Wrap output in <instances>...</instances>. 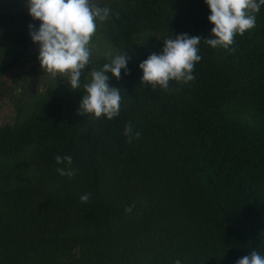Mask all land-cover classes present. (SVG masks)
Here are the masks:
<instances>
[{"label": "trees", "instance_id": "1", "mask_svg": "<svg viewBox=\"0 0 264 264\" xmlns=\"http://www.w3.org/2000/svg\"><path fill=\"white\" fill-rule=\"evenodd\" d=\"M110 9L90 41L91 68L122 95L111 120L81 116L83 86L64 79L17 94L43 70L28 0H0V264H235L264 255V6L230 49L201 40L194 81L141 83L163 40L207 39L205 0H93ZM90 79V77H89ZM139 138L128 142L125 125ZM72 157L73 178L55 156ZM89 194L87 203L80 201ZM134 205L131 213L125 208Z\"/></svg>", "mask_w": 264, "mask_h": 264}, {"label": "clouds", "instance_id": "2", "mask_svg": "<svg viewBox=\"0 0 264 264\" xmlns=\"http://www.w3.org/2000/svg\"><path fill=\"white\" fill-rule=\"evenodd\" d=\"M211 14L208 20L214 25L212 36L202 39L186 33L163 40L160 54H150L139 64L143 75L141 83L169 89L171 81L186 84L194 81L195 64L202 57L198 54L201 40L213 48L230 49L234 37L243 35L256 26V13L264 6V0H205ZM27 7L33 20L40 21L37 28L29 25V35L39 45L38 60L41 68L53 77L65 78L71 89L83 86L84 94L79 105L81 116L91 115L93 119L105 117L111 120L119 115L122 95L120 89L109 85L111 73L117 80L121 79V70L128 74L129 54L111 56L100 70L91 68L81 84L80 77L86 66L90 65V41L97 30V21L104 22L110 17L108 7H100L93 0H28ZM90 77V79H89ZM130 143L139 138L140 133H133L131 123L125 125L124 133ZM57 164L67 163L65 168H57L61 176L73 178L72 157L55 156ZM89 194H82L80 201L87 203ZM134 205L125 208L131 213ZM174 264H181L179 259ZM235 264H264V255L251 250L248 255L235 261Z\"/></svg>", "mask_w": 264, "mask_h": 264}, {"label": "rangeland", "instance_id": "3", "mask_svg": "<svg viewBox=\"0 0 264 264\" xmlns=\"http://www.w3.org/2000/svg\"><path fill=\"white\" fill-rule=\"evenodd\" d=\"M23 81H20L19 89H17V94L23 96H30L37 92H42L46 88L53 87L59 82L63 81V77H53L51 74L46 73L44 70H38L28 73ZM3 116L0 113V117Z\"/></svg>", "mask_w": 264, "mask_h": 264}]
</instances>
